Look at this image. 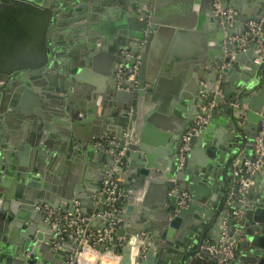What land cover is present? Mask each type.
<instances>
[{
	"label": "water",
	"instance_id": "water-1",
	"mask_svg": "<svg viewBox=\"0 0 264 264\" xmlns=\"http://www.w3.org/2000/svg\"><path fill=\"white\" fill-rule=\"evenodd\" d=\"M13 1L14 3L19 2V0H8V2ZM21 1L27 10L36 13L40 19L38 50L41 55H39L38 60L32 62L0 61V69L6 73V75L0 76V99L6 96L4 100L8 102L9 109L15 112L13 111L16 107L14 98L21 91L19 88H22V84H24L30 89L27 88V92L40 93L43 101L52 104L56 108L55 112L58 114L60 122L68 128L71 118L77 117L70 108V104L72 106L77 103L82 109L81 102L78 99L73 101V94L68 93L70 88L80 82V76H74L75 71L73 70H70L72 76L60 72V68L62 71H68L60 66V61L63 59L65 61L71 60L72 58L71 55L64 58L59 56L62 54L60 51L62 44L59 40L62 33L59 32L56 23H74L80 20L75 19L73 14L88 8L89 0ZM92 1L93 5L100 2L98 0ZM208 1V15L200 21L199 26L207 32L211 43L207 45L201 55L187 60L184 64H177L182 66V69L179 67L171 72L160 71L158 75L156 73L147 75L144 68L158 35L157 32L160 30L161 19L158 16L156 1H116L120 6L117 8L123 10L119 14L122 16L121 21L117 24L120 28L119 36L114 40V44L103 48H109L110 57L114 58L116 62L114 71L116 64L123 58V51L131 54L128 57V71L130 73L135 70L134 65L138 55L141 64L139 61L138 67L140 69L137 70L136 85H132V81L126 80L120 86L118 79L114 76V71L112 72L110 69L106 72L109 77L107 79L110 80L108 88L103 92L101 91L100 94L95 93L93 95L96 104L98 102L102 106L101 112L104 115L102 120L104 121H97L102 126L90 134L91 137H89L88 142L80 143V147L83 148L92 167L91 175L86 176L78 183L64 186L61 189L57 186H51L48 182L44 183L43 186V184L34 181L25 191L16 193L13 182L22 177V158L15 151L17 150L15 140H10V142L0 139V264H40V262L51 264V262H55L52 256H49L50 254L44 253V249L57 253L52 241L58 237V227L56 224L48 223L49 221L46 222V217L36 209V206L48 204L53 208H61L64 212L75 213L74 204L76 201L79 200L84 204V200L94 201L95 198L100 199L98 210H100L101 215L99 217L103 219L100 230L108 227L111 220L116 222L114 234L116 238H122L123 241L121 246H115L116 248L119 247V250L114 249L121 256L120 264H170L169 258L165 259V255H162L160 250L166 251V255H170L172 264H186L192 255L185 256L188 253H185L182 248L186 244L182 243L179 238L186 235L193 239L194 243H197L204 230L208 229L211 233L214 229L213 231L216 232L222 225V218L229 211L232 212L233 216L229 224L228 236L237 237L238 241V235H236L235 227H233L236 221L234 212L237 209L246 211L248 205L242 201L244 198L250 197L254 185L253 183L250 184V180L263 184L264 172H253V168L244 169L239 174L235 172L242 166L245 158L254 161V155L250 157L249 154L253 152V138L262 128L264 103L262 108L254 107V110L248 112L249 118L256 115L254 112H258L259 114L256 116L259 117L260 124L256 131L249 134L250 140L247 150L240 155L236 163L237 166L234 164L230 167V172L226 173V163L229 159V156H226L220 159L221 162L219 161V167L216 169V172L219 170L217 173L210 174L207 169V174L213 175L214 178L213 184L208 185L214 193L209 192V189L208 192L202 190L203 187L206 188L207 183L200 181V170H198L199 176L192 177L193 184L185 185L190 165L195 166L197 158L203 157L201 161L203 166L212 162L211 158L204 153L202 143L199 140V135L204 133L210 123V117L200 134L191 138V146L186 154L185 165L180 168L179 163V150L184 144L183 136L196 116L202 113V108L210 107L213 104L207 111L212 117L222 110L226 113L230 110L234 101L231 98L232 89L228 92L225 85L228 81H233L231 75L237 69L236 59L241 53L247 52L240 51L238 43L230 40V37L236 34L227 24L226 18L215 14L213 5L210 4L211 0ZM112 2L113 0L103 1L101 4L104 8H94L95 10H105L111 17ZM222 5L224 8L228 7L226 3H222ZM234 8L238 12L237 22L245 26L250 20H261L264 15L263 11L258 16L246 18L242 15L239 7ZM115 11L118 12V10ZM76 27H78L79 32L84 33L82 25ZM110 37L109 41L111 40ZM98 39L97 35L91 36L86 44L88 53L91 55L96 53L97 46H99ZM12 48L14 47H8V50ZM89 61L90 56L87 57V63ZM227 63L230 64L229 67L225 66ZM263 63L264 60L262 63H254L251 67L258 71ZM13 71L16 72L12 74ZM166 76H171V81H166ZM201 81L205 82L204 87ZM11 87L14 88L12 95L7 93ZM202 93H209L210 95L204 97ZM223 100L227 102V105L222 104ZM67 102L69 103L67 104ZM171 102L175 103V111L180 117L174 122L161 125L156 123L147 113L149 104L154 103L157 107L158 104H161V108L167 110L168 106L172 104ZM237 102L240 103L239 100ZM218 106L220 107L219 110L217 109ZM26 109H24L26 114H20L18 117L24 118L32 114L29 108ZM1 110L0 107V112ZM95 111L96 109L89 111V113L92 112L93 114ZM246 114L236 123H243ZM5 118L0 113V136H7L4 132L6 126L2 122ZM150 122L156 123L162 130L153 138L149 133L152 131ZM68 132L67 134L72 136L71 129H68ZM67 139L66 137L63 138V144L55 146L53 149L64 152L66 155L71 154L73 145ZM30 144L35 146L33 141ZM152 146L163 147L153 150ZM123 148L126 150L125 161L118 171L117 178L121 183L122 190L128 194L126 201H140L142 209L135 218L130 217L125 211L122 214L116 213L112 217H104L105 210L109 209L105 204L106 194L104 191L107 186L105 180L108 177V172L115 165V157ZM156 152L163 153V159L159 158ZM233 152L236 153L237 151L234 150ZM242 180L248 184L247 192L243 193L239 190ZM197 184L203 185L197 186ZM184 191L189 193V197L186 200V205L182 207L180 201H182L181 194ZM207 197L211 201L214 200V204L208 206V210L202 205L204 198ZM224 201L227 203L224 204ZM228 201L230 202L228 203ZM122 206L123 201L119 204L120 208ZM220 209H223V212L217 214ZM81 212L84 215L87 213V209H81ZM192 214L200 222L191 231L186 229L185 221H188ZM94 221L95 219L93 223ZM213 222L214 225L212 226ZM93 223H90V226ZM165 225L168 227L165 228ZM243 230L245 231V229ZM175 231H179L177 239L172 238L171 233ZM252 236L255 237V234ZM248 239L251 240L252 237H248ZM249 240L245 239L243 244L248 246ZM237 241V254L228 263L236 264L242 256V252L237 246L239 241ZM68 243L74 249L75 245L70 241ZM72 255L73 250L70 251L69 257L66 256L63 262H58V264H69ZM95 264H100V261L98 260Z\"/></svg>",
	"mask_w": 264,
	"mask_h": 264
},
{
	"label": "crops",
	"instance_id": "crops-1",
	"mask_svg": "<svg viewBox=\"0 0 264 264\" xmlns=\"http://www.w3.org/2000/svg\"><path fill=\"white\" fill-rule=\"evenodd\" d=\"M98 1L100 2L93 5V1L89 0L88 8L73 14V17H76L75 19L80 20L74 23H56L59 32L62 33V37L59 39L62 44V47H60L62 54H59V56L64 58L67 55H71L72 58L71 60L68 59L65 61L63 59L60 61V66L64 70H68L62 71L60 68V72H65L66 75L72 76L70 70H73L75 71L73 73L74 76H80V82H77L73 88L68 90V93L73 94L72 100L78 99L82 104V109L79 108L77 103L72 106L70 104V108L77 115V117L71 118L70 127L67 128L60 122V118L55 112L56 108L52 104L43 101L44 99L40 93H38V97L37 92L31 91L32 94L27 92L26 89L28 87L24 84H22V88H19L21 91L14 98L16 107L13 111L15 112L9 109L8 102L4 100L6 96L0 99V107L2 109L0 113L6 117L2 120L4 126H6V129L3 130L7 135H1L0 139H4L5 141L15 140L17 142V150L15 151L22 158V163L20 162L22 166V177L20 180L13 182L16 193L25 191L34 181L43 184V186L44 183L48 182L51 186H57L61 189L64 186L78 183L80 180L86 178V176L92 174V167L85 156L83 148L80 147V143L83 141L88 142L90 140L89 137H91L90 134L97 130L99 126H102L97 122H101L100 120L104 116L101 112L102 106L98 102L96 104L93 95L95 93L100 94L108 88L110 80L108 81L107 78L109 77L106 75V72L110 69L113 72L116 62L114 58L110 57L109 48H105L114 44V40L119 36L118 31L120 28L117 24L121 21L122 16L119 14L123 11L121 8H117L120 7L119 3L116 2L117 0H113L111 6L113 11L110 17L105 10H95L94 7L104 8L101 2L107 0ZM155 1L161 22L159 24L160 30L157 32L158 35L155 38L152 50L144 66L147 75H153L154 73L158 75L160 71L171 72L175 68H179L180 66L178 65L184 64L187 60L201 55L207 45L211 43L207 32L199 26L200 21L204 20L208 15V0ZM222 3H226L228 8L234 10H236L234 7H239L242 15L246 18L258 16L264 11V0H222ZM210 4L213 5V0H211ZM115 10H118V12ZM262 19H264V15ZM79 25L83 26L84 33L77 30L78 28L76 26ZM39 27H41V23L38 15L27 10L21 0L15 3L14 1L8 2V0H0V61L23 63L38 60L40 58L39 55H41L38 50ZM230 27L236 35H241L246 30V26L240 22H235ZM95 35L99 38V46H97L96 53L91 55V53H88L89 50L86 44L91 36ZM109 37L111 38L110 41ZM8 47L14 48L8 50ZM260 54H262V46L252 41L247 52L245 54L241 53L236 59L237 69L231 75V80L233 81H228L225 87L228 92L232 89L231 98L234 101L239 100L240 104H246L248 109L242 105L240 107H234L231 104V108L227 113L222 110L214 117L210 115V123L204 133L199 135V140L202 143L204 153L211 158L212 162L203 166L201 162L203 157L200 159L197 158L195 166L190 165L191 167L189 168L188 176H186L188 178L185 180V185H192V177L199 176L198 170H200V181L207 183L206 188L203 187L202 190L208 192L209 189V192L214 193L208 186L209 184H213L214 181L213 175H209V173H217L219 170L216 172V169L219 167L218 163L220 159L226 156L230 157L234 153L233 151H237L239 146H241L244 135L238 132L240 128L246 133L245 135L247 137L252 131L257 130L260 121L256 115L259 113L254 112L256 115H252L249 118L248 112L255 108H262L264 103V63L258 71L252 68L253 64L256 63V58ZM89 56L90 61L87 63V57ZM225 66L229 67L230 64L227 63ZM180 68L182 69V66ZM15 72L13 71L12 74ZM4 75L6 73L0 69V76ZM165 79L166 81H171L172 78L171 76H166ZM201 84L203 87L205 86L204 81H201ZM12 92L14 93V88L11 87L7 93L12 95ZM53 93L55 94L56 92ZM202 95L207 97L210 94L202 93ZM34 98L36 99L35 101ZM154 103L147 106V113L156 123L158 122V124L162 125L164 123L174 122L180 118L175 111V103L171 102L172 104L168 106L167 110L162 109L161 104H158L157 107ZM222 104L227 105V102L223 100ZM26 108H29L32 114L24 118L18 117L20 114H26L24 111V109L27 110ZM94 109L96 111L93 114L92 112L89 113V111ZM217 109L219 110L220 107L218 106ZM244 114H246L244 122L236 123ZM156 123H149L152 128V131L149 132L152 138L157 136L160 131L162 132ZM68 129H71L72 136L67 134L69 133ZM65 137L73 145V150L69 155L53 149L55 146L62 145V140ZM249 140L248 137L247 141L244 142L243 149H240V155L246 152ZM31 141L35 142V146L30 144ZM160 147L163 146H152V149L158 150ZM156 155L163 159V153L156 152ZM249 156L253 157V152ZM207 169L209 170L208 174ZM129 181H131L130 178ZM252 183L254 185L250 197L243 200L246 201L245 203L248 207L245 212L244 210L241 211L240 217H236L235 225L233 226L235 227L239 242L237 241V237L233 239L239 243L237 246L240 248V252H242V256L236 264H264V182L263 184H259L250 180V184ZM200 185L203 184H197V186ZM127 197L128 194L124 192V198L121 200L123 201V206L120 208L118 214H122L125 211L130 217L135 218L142 209V206H140L141 202H127ZM203 201L202 205L207 210L208 206L214 204V200L211 201L208 197L204 198ZM99 202V198H95L94 201L86 199L84 200V204L80 202L81 209H87V213H85L87 215H93L97 212L100 213V210H98ZM58 209L63 211L61 208ZM223 209L218 210L217 214L222 213ZM232 216V212L229 211L222 218L220 228L216 232L213 229L210 233L214 244L220 243L223 237H229L228 230ZM94 219L95 221L93 223ZM46 222L48 221L46 220ZM185 222L186 229L192 231L194 227L198 226L200 220L192 214L188 221ZM91 223H93L90 226L91 229L98 231L102 227L103 219L99 215H96L91 220ZM50 224L52 225V223ZM213 225L214 222L212 223ZM166 227L168 226L165 225ZM178 233L179 231L171 233L172 238L177 239ZM253 234H255V237L252 236ZM248 237H252V239L249 240ZM245 239L249 240L248 246L243 244ZM179 240L186 244L182 248L185 253L192 250L195 251L190 254L192 256L186 264H222L220 263L218 255H213L206 250L197 252L193 248V245L196 243L190 237L185 235L179 238ZM55 241H52V245L57 253L51 252L49 249H44V253L47 252L55 260L51 264L63 262L65 257H69L70 251L73 250L68 243L69 240H66L60 246H56ZM59 251L61 252L59 253ZM160 252L162 255H165V259L169 258L168 261L172 264L170 255H166V251L162 252L160 250ZM109 259H107L110 261L108 263L103 260V264H111L113 260L111 261V258ZM40 264L43 263L40 262ZM224 264L234 263L227 262Z\"/></svg>",
	"mask_w": 264,
	"mask_h": 264
},
{
	"label": "built area",
	"instance_id": "built-area-1",
	"mask_svg": "<svg viewBox=\"0 0 264 264\" xmlns=\"http://www.w3.org/2000/svg\"><path fill=\"white\" fill-rule=\"evenodd\" d=\"M213 10L219 17L226 18L227 24L232 26L238 20V12L231 8H224L222 5V0H213ZM230 40L238 43V48L240 51H247L250 43L252 41L257 42L262 46V54L256 58L257 63H261L264 60V19L259 21L250 20L246 23V30L241 35L231 36ZM131 54L127 51L123 52V58L119 62L116 79L121 86L126 80L132 81V85H136V76L139 64V55L136 59V64L134 65V72L130 73L128 71V57ZM234 107H240L241 104L237 101L232 103ZM213 104L210 105V107ZM242 106L248 109L246 104ZM209 106L202 108V113L198 114L193 121L192 125L189 127L185 135L183 136V146L180 147L179 163L180 167L185 165L187 159V152L190 150V140L193 136H197L205 128L208 123L210 115L208 114ZM246 138H248L246 136ZM254 148L253 155L254 161L249 159L243 160L242 166L236 170V174L241 173L244 169L248 170L253 168V171L264 172V118L262 121V128L256 133L253 138ZM125 148L118 152L115 157V165L108 172V177L105 180L107 184L104 193L106 194L105 204L109 209H106L103 216L112 217L120 211L119 204L124 198V191L122 190L121 183L117 178L118 171L124 164V154ZM240 185V192H247V183L242 180ZM189 197L187 191L182 192L180 205L184 207L186 205V200ZM245 200V198H244ZM230 201H228L229 203ZM246 202V201H242ZM36 209L43 213L47 221L52 224H56L58 227V237L55 239L56 246H60L66 240H69L75 245L73 249V255L71 257L69 264H83L82 259L86 256L90 258L88 264H95L98 260L100 264H103V260L111 258L114 264H120L121 256L118 255L113 249V246H121L123 244L122 238H116L114 234V225L116 222L110 221L109 226L105 227L103 230H92L90 227L91 220L96 215H101L97 212L93 215L82 214L81 203L76 201L74 204L75 213H69L61 211L58 208H53L48 204L37 205ZM235 216L238 218L241 215V210L237 209L234 212ZM119 221V220H118ZM117 241V242H115ZM116 243V244H115ZM236 242L231 237H223L222 241L216 245L208 240H203L199 243L197 247V252L201 250H206L207 252L218 255L220 263H227L230 259L235 256ZM199 254V253H198ZM110 260V259H109Z\"/></svg>",
	"mask_w": 264,
	"mask_h": 264
},
{
	"label": "trees",
	"instance_id": "trees-1",
	"mask_svg": "<svg viewBox=\"0 0 264 264\" xmlns=\"http://www.w3.org/2000/svg\"><path fill=\"white\" fill-rule=\"evenodd\" d=\"M239 132H240L242 135H244L243 143H242L241 146L238 148L237 152L234 153V154H232V155L229 157V159L227 160V163H226V173H229V172H230V167L234 166V164L236 163L238 157L240 156V149H243L244 142L247 141V138H246V135H245L246 133H244V131L242 130V128H240ZM224 202H225L224 204L227 203V201H224ZM203 240H204V241H205V240H208V241H210L211 243H214V242L212 241L211 237H210V233H209V230H208V229H206V230H204V231L202 232L201 237H200V240H199L195 245H193V248H194V249H197L199 243L202 242ZM115 248H116V247L113 246V249H115ZM116 249L119 250V247H117ZM192 252H195V251L192 250V251L188 252V254L185 255V256L187 257L188 255L192 254ZM235 254H237V248L235 249Z\"/></svg>",
	"mask_w": 264,
	"mask_h": 264
},
{
	"label": "bare ground",
	"instance_id": "bare-ground-1",
	"mask_svg": "<svg viewBox=\"0 0 264 264\" xmlns=\"http://www.w3.org/2000/svg\"><path fill=\"white\" fill-rule=\"evenodd\" d=\"M88 260H90L89 257H88V258H87V257H86V258L84 257V258L82 259V263H83V264H88ZM108 260H109V259H108ZM108 260H105V261L108 263V262H110V261H108ZM103 263H104V262H103ZM89 264H90V263H89Z\"/></svg>",
	"mask_w": 264,
	"mask_h": 264
},
{
	"label": "flooded vegetation",
	"instance_id": "flooded-vegetation-1",
	"mask_svg": "<svg viewBox=\"0 0 264 264\" xmlns=\"http://www.w3.org/2000/svg\"><path fill=\"white\" fill-rule=\"evenodd\" d=\"M78 28V27H77ZM78 30V29H77ZM120 62V61H119ZM118 64L119 63H117V65H116V67H115V71H114V76H115V78H116V71H117V67H118Z\"/></svg>",
	"mask_w": 264,
	"mask_h": 264
},
{
	"label": "rangeland",
	"instance_id": "rangeland-1",
	"mask_svg": "<svg viewBox=\"0 0 264 264\" xmlns=\"http://www.w3.org/2000/svg\"><path fill=\"white\" fill-rule=\"evenodd\" d=\"M105 261V260H104ZM111 264H112V262H111Z\"/></svg>",
	"mask_w": 264,
	"mask_h": 264
}]
</instances>
